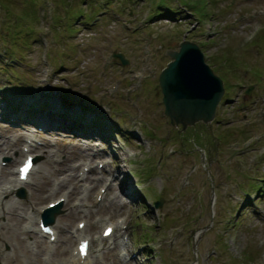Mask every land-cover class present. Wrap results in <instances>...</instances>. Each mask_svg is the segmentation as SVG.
<instances>
[{"label":"rangeland","instance_id":"1","mask_svg":"<svg viewBox=\"0 0 264 264\" xmlns=\"http://www.w3.org/2000/svg\"><path fill=\"white\" fill-rule=\"evenodd\" d=\"M161 2L0 0V78L12 77L0 83L7 82L10 100L18 104L22 97L36 100L40 92L55 95L73 113L82 114L84 127L90 130V139L49 126L31 135L25 131L29 125L20 123L26 127L20 128L0 120V155H9L0 157V182L12 178V172L17 177L20 138L34 137L40 144L35 149L40 157L36 169L24 187L26 198L15 192L1 199L5 208L0 219V264L68 263L81 221L89 224L85 235L95 240L91 264H125L119 241L101 239L104 225H118L123 219L127 234L132 233L131 244L150 248L155 255L151 264H264V123L258 111L264 107V0H164L171 13L163 9L155 14ZM184 36L202 45L207 62L225 76L232 95L219 106L216 122L180 134L163 114L156 77L145 74L140 82L134 72L155 68L159 73L169 61L165 50L177 49ZM40 38L46 41L42 55L53 66L51 86L41 80L47 67L38 58ZM114 52L128 62L123 65L113 58ZM116 80L120 84L113 91ZM101 113L120 128L138 125L150 140L142 137V152L129 157L135 144L125 143L117 128L126 147L116 159L104 156L110 162L105 169L112 170L115 181L98 203L108 178L98 162V174L85 183L77 182L75 174L96 145L92 140L98 137L99 125L94 122ZM251 133L259 138L248 146L245 138ZM4 159H9L6 166ZM113 188L116 196L121 188L128 192H121L127 204L118 202L110 192ZM54 190L57 193L51 196ZM63 195L69 199L54 223L62 242L48 247V238L28 231V217L38 229V210ZM160 199L161 207L153 209ZM115 234H120L119 228ZM147 236L153 240L146 242Z\"/></svg>","mask_w":264,"mask_h":264},{"label":"water","instance_id":"2","mask_svg":"<svg viewBox=\"0 0 264 264\" xmlns=\"http://www.w3.org/2000/svg\"><path fill=\"white\" fill-rule=\"evenodd\" d=\"M166 54L171 61L159 76L164 114L173 127L181 126L182 131L196 124H209L224 93L223 80L206 63L195 42L183 40L179 50L169 49ZM119 57L123 60L122 55ZM57 212L59 209L46 214L47 220L52 222Z\"/></svg>","mask_w":264,"mask_h":264},{"label":"bare ground","instance_id":"3","mask_svg":"<svg viewBox=\"0 0 264 264\" xmlns=\"http://www.w3.org/2000/svg\"><path fill=\"white\" fill-rule=\"evenodd\" d=\"M38 81V80H37ZM33 84V83H32ZM37 86V85H36ZM40 88V87H39ZM35 91V90H34ZM59 118V117H58ZM31 146H32V144H31ZM120 167V166H119ZM92 169V168H91ZM0 171H3V169L2 168H0ZM117 178V177H116ZM2 180V179H1ZM0 180V181H1ZM63 182V181H62ZM62 182H60V183H62ZM8 186H10L11 187V189L12 190H14V189H16L17 188V182L16 181H10V182H8V184H7ZM64 185V184H63ZM112 184H109L108 185V188H110V187H112L111 186ZM1 187V186H0ZM122 187V186H121ZM129 188V187H128ZM127 189V188H126ZM1 190H2V192H1V195H6L7 193V189L5 188V187H1ZM137 193V192H136ZM64 197V196H63ZM115 198H116V196H115ZM15 206V205H14ZM5 208V207H4ZM4 208H2L1 209V211H3V213H4ZM11 208H12V204H10L8 207H7V210H9V211H11ZM35 211V210H34ZM39 211V210H38ZM39 213H40V211H39ZM2 216L4 217V215H2L1 213H0V219L2 218ZM35 218V217H34ZM33 218H31V220H32ZM2 220V219H1ZM33 224V223H32ZM28 228H31L32 227V225L31 224H29V226H27ZM33 232H36V230L35 229H33V227H32V229H31ZM86 229H84V230H82L81 231V234L79 235V236H82L83 234H85V231ZM60 237V236H59ZM77 238H79V237H77ZM60 239V238H59ZM59 239H58V241H59ZM66 239V238H65ZM70 240V239H69ZM60 242H62V239H60ZM70 242V241H69ZM58 243V242H57ZM57 243H56V248H57ZM66 252V250H64L63 251V253H65ZM50 260V259H49ZM54 262V261H53ZM69 264H89L90 262H89V259H86L84 262H82L81 261V258L77 255V254H74V253H71V255H70V261L68 262ZM54 264V263H53ZM66 264H67V262H66Z\"/></svg>","mask_w":264,"mask_h":264},{"label":"snow or ice","instance_id":"4","mask_svg":"<svg viewBox=\"0 0 264 264\" xmlns=\"http://www.w3.org/2000/svg\"><path fill=\"white\" fill-rule=\"evenodd\" d=\"M22 171L26 172L27 171V166L24 169H22ZM81 250L83 251V249H81Z\"/></svg>","mask_w":264,"mask_h":264},{"label":"trees","instance_id":"5","mask_svg":"<svg viewBox=\"0 0 264 264\" xmlns=\"http://www.w3.org/2000/svg\"><path fill=\"white\" fill-rule=\"evenodd\" d=\"M163 5H164V4H163ZM163 5H162V6H163Z\"/></svg>","mask_w":264,"mask_h":264}]
</instances>
